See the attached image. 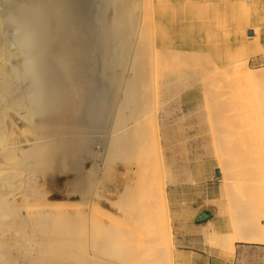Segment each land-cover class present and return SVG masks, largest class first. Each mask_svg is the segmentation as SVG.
<instances>
[{"label": "bare ground", "instance_id": "1", "mask_svg": "<svg viewBox=\"0 0 264 264\" xmlns=\"http://www.w3.org/2000/svg\"><path fill=\"white\" fill-rule=\"evenodd\" d=\"M194 1L0 0V264H175L171 223L165 221L159 225L149 219L147 209L141 212L134 208L135 202L146 207L158 203L165 214L170 212L167 192L157 196L148 192L147 182H144L151 173L148 168L144 167L147 170L143 175L140 172L142 181L118 204L129 220L125 226L116 225L113 221L106 223L98 214L101 207L97 204H93L91 209L85 206L84 210L81 207L74 210L70 203L50 202L46 184L48 171L72 165L76 157L74 153L97 154L92 150L94 133L103 135L101 140L107 157H114L117 153L121 156L124 153L123 157H127L133 151L136 154L141 146L144 148L140 154L150 155L148 145L140 146L138 139L148 142L150 136L154 137L160 130L156 111L158 97L165 91L175 98H182V101L190 98L183 94L193 84L185 79V74L188 67L193 69L195 65H192L196 63L192 58L195 53L191 57L190 51L173 52L168 59L173 63V68L170 66L172 73L162 85H158L156 73L163 66L160 63L163 57L160 49L158 52L154 48V31H149L152 33L150 36L145 27L169 22L193 26L222 22L224 13L218 7L194 5ZM198 1L203 3L206 0ZM155 3L182 6L156 11L153 9ZM181 31L184 35L196 33L193 28ZM253 31L255 34L249 37L245 51H263L261 30L255 28ZM217 38L218 34H215L214 40ZM149 41H153V47L147 48L146 42ZM181 42V39H174L176 44ZM193 46L194 42H190L186 48ZM247 62L236 63L234 72L238 75H233L229 67L218 75L206 72V75H201L203 78L200 76L203 86H214L224 77L236 89L249 86L257 95L259 93L260 100L256 104L253 96L254 104L251 101L253 105L250 106L263 108L264 112V71L251 68ZM205 69L208 71V67ZM239 71L243 74L239 75ZM176 79L179 85L172 87ZM220 84L215 85V91H202L207 107L212 100L223 101L233 97L230 91L232 96L225 98L229 90H225L223 95L224 90L222 92L219 87H229L225 83V87ZM231 89L234 90L233 87ZM224 110H221L223 114ZM259 117L262 120L260 115H256L257 119ZM238 121L230 122L222 132H218L222 133L221 140L218 139L219 134L212 140L215 152H218L220 181L226 194L244 195L245 186H248L256 191L263 207L259 206L258 212H253L246 223L241 219L232 223L231 231H205L208 243L216 245L227 256L235 254L237 242L264 244V120L262 123L257 121L260 124L253 126L255 128L250 124V128L246 124L243 126ZM227 130L237 131L240 136L238 149L243 155V161H239L240 174L235 169L237 165L226 163L227 155L222 154L236 146L234 141L224 137ZM217 131L213 133L217 135ZM160 150V146L156 147V151ZM235 209L237 206L229 208L231 220L236 214ZM233 219L239 218L236 219L235 215Z\"/></svg>", "mask_w": 264, "mask_h": 264}, {"label": "rangeland", "instance_id": "2", "mask_svg": "<svg viewBox=\"0 0 264 264\" xmlns=\"http://www.w3.org/2000/svg\"><path fill=\"white\" fill-rule=\"evenodd\" d=\"M197 4H201L204 7H218V9L224 13L222 22L219 21L218 23H213V25H211V23H207L205 25L202 24L203 26L200 24H194L193 26V24L190 23L181 25L177 22H169L168 24H164L161 26L155 23L157 27L154 24L153 26L152 24L147 25V27H155L156 31L154 30V28L151 29L152 27H150L151 30L145 27V31L148 32L147 34H150V36L152 33H150L149 31H154V37L152 35V37L155 38V42L152 41L154 43L153 45H155L154 48L157 49L158 52L161 51V58L163 57L165 59L166 57H168L167 59H165L166 63H170V60L168 59L171 56L170 54H172L173 52V54H176L177 52L179 53L190 51L192 52L190 56L192 57V55H194L195 53L194 57L192 58H195V60H197V62H195V60L194 62L192 61L193 63L198 64L199 60L200 66H203V64L208 65V71H206L205 69L207 67H200L199 65L197 66L192 62V67L195 65L197 67V70L195 69V66L193 69L190 66L188 67V73L185 74V79H187L190 84H193L189 87V89L185 90L183 94L184 96L191 97V101L189 103H186V100L182 101V98H175L171 95L170 92L165 93V91L162 92L158 97V100L159 98L160 100L159 104H156V111L158 122L160 121V130L157 131V135L155 134L154 137L150 136L148 142L147 140L141 141L138 139L139 142L141 141L140 143L138 142L140 146L141 144H143L145 147L148 145V147L150 148V150L148 149V151H150V155L148 156L143 153L140 154L139 151H143V146H141L140 150L136 148L138 150L136 154H140V157L138 155L136 157L135 151H133L134 153H132L131 155L128 154L130 158L129 156L123 157L124 153H121L122 156L120 155V153H117V155H115L114 157H107V155L105 154L104 143L101 140L103 135L94 133L93 137L95 142L92 145V150L97 153L96 155L86 152L83 153V155L82 153H74L76 157L74 156L72 165L61 167V169L59 168L58 170L50 169L48 171L49 177L47 176L48 178L46 184L47 198L50 202L70 203L72 204V206H74V210L80 207L84 210L85 206L86 209L87 207L91 209L93 207V204H97L99 207H101V210L98 212V214L106 223H109V221H113L116 225L125 226L126 222H128L129 220L127 217H125V214L122 212V210L119 209L120 206L118 204H120L122 200L127 196V194L131 193L133 189H135L134 187L137 186L140 181H142L141 176L147 170L146 168H148L149 172H151L152 174L150 173L149 175H147L146 181H144L147 182V190H150L148 192L154 194L155 196L161 194L162 192H167L170 212L168 215L165 214V212L162 211V207L158 203H152L148 205V208L145 205L141 204V202H135L134 208L138 211L140 210L141 212H144L147 209L150 213L149 219H151L155 223H159V225L165 221H169L171 223L174 228L173 246H175V264H186L193 261V259L189 257L191 253L183 254L180 251L184 248L203 254L206 257L219 255L232 259L236 258L237 255L239 256L241 264H264V246H252L250 245L252 243L241 242L238 244L239 247L235 248V254L233 255L234 257L232 255L230 256V254H228L227 256L224 255L216 245L212 246L206 240L205 231L214 229L211 224L205 222L198 228L195 226V217L203 210H211L214 213L213 219H220L225 229L231 231L232 223L239 222L240 219L242 220V222L246 223L250 220L253 212H258L257 208L259 206L263 207V204L257 198L256 191L250 190L248 186H245V189H247L246 191H244L246 195H233L232 192L226 194L223 191L222 182L220 181L221 174H217V172L219 171V158H217L218 156L216 153L218 152H215L216 147L213 144V141L215 140L213 138L215 136L218 137V132H222L223 128H226L232 121L235 122L239 120L242 125L246 124L249 128L250 126L251 128L253 126L256 127V124H258V122H263V108H254L255 105L250 106V104H252L251 101L253 102V104L254 101L256 102V104L257 101L260 102L259 93L257 95V92H255V90H253L254 92L250 90L249 86L243 87V89L245 90L244 92L243 89H236L233 85L232 87L234 88V90H236L237 92L239 91V93L235 94V91L231 89V85L228 84V80H226V78L224 77V79H220L222 82H217L218 85L219 83H221L220 86L223 85L225 87V83L227 87H229H219L220 90H224V94H222L225 95V90H229V95H225V98L228 96H232L233 94V97L234 95H237V100H239L237 101L235 99L236 97L234 99H232L233 97H229L228 99L226 98L227 100L223 97L225 99L223 101L225 102H223L222 99H220L221 101L212 100L208 103L207 107L202 91L205 90L207 91V93L209 90L215 91V85L217 83L214 86L209 85L208 87H205L203 86V81L201 79L203 78L202 76L206 75L207 73L218 75L225 69L227 70L228 67L229 69H232L231 72L233 73V75H238V72H234L236 68L235 66L237 65L236 63L246 60H248L247 63L251 68H254L256 70L259 69L261 70V72L264 71V50L251 52L247 49L245 51V45L249 40V37H253V35L255 34L252 33L251 36L250 32L255 28L264 30V22H262L264 21V0H206L203 3L195 0L194 5ZM212 4H217V6ZM181 6L182 5L179 4L158 5V3H155L153 5V9L158 11L161 8L176 9L180 8ZM191 27L196 32L194 35H184L182 33L181 30L192 29ZM157 28L159 32L157 31ZM163 32L166 33L164 34ZM215 34H218V38L214 40ZM164 35L165 37H162ZM223 37H225V39ZM176 38L181 39L182 42L180 44L174 43V39ZM152 42L149 41L150 44L146 42L148 45H146L147 48H150L151 46L153 47V45H151ZM190 42H194V46L193 48L188 49L186 48V45H188V43ZM214 45H216V48L214 47ZM158 49H160V51ZM173 50H176V52ZM166 53L168 54L166 55ZM237 54L241 55L238 56ZM227 55H229V57ZM231 56L234 58V60L231 58ZM227 57L230 60L232 59V62L229 61ZM239 57L241 58L238 60ZM163 58L162 60L160 59V61H162L160 63L163 66L161 69H159L160 71H162V73L159 72V70V73H156L157 76H159H156L157 78H159L157 79L159 80L158 85H162L164 83V80L166 81L167 76L169 77L171 75L170 73H172L173 68V63H170V65H168L164 63L165 60ZM218 66L220 70L217 69ZM198 67L200 68L198 69ZM203 68L204 70H202ZM166 70H169L170 72H167ZM165 73H167L168 75H164ZM242 74L239 71V75ZM192 75L195 76L196 79ZM157 80L155 79V81ZM175 82H177V84ZM175 82L172 87L179 85V81H177V79ZM218 90L219 89H217V91ZM230 91L232 92V94H230ZM249 91H252L250 92L251 94L248 93ZM253 93L256 94L257 98ZM246 97L248 98L246 99ZM252 97L254 98V101L252 100ZM212 107L217 108L214 109ZM238 107L240 108V110ZM223 108H226V111ZM243 109L245 110V112ZM255 109L258 110V113H260L258 114ZM218 110L220 111V113ZM221 110H224V114ZM253 113L256 114L254 115ZM215 114H217V117L215 116ZM256 115H260L262 120H259L260 117L257 119ZM225 116L228 117L226 118ZM232 116L235 118L233 119ZM221 125L226 126L222 127ZM212 130H218L217 135L214 134L215 131ZM230 131L231 130H229V132ZM229 132L227 130L224 134V137L226 138L227 136L228 140L234 141L236 146L233 148V150L228 151L226 150V147H224L223 151L226 150V152H222V154H224L225 156L227 155V159L225 158V156H223V159L225 158L224 160L226 163H232L233 165L236 164L237 166H235V169L237 172H239L241 171V162L239 161L240 159H242L241 161H243V155L241 156V154L239 153L240 150L238 149L240 136L237 131L234 132L232 130V133L230 132V134ZM220 134L218 139L221 140ZM135 142L137 143V139ZM138 144H136V146ZM158 146L161 147L160 151H156V147ZM235 153L239 155L238 158H236L237 154ZM133 154H135V156ZM80 156L81 158L78 159ZM111 158H113V160ZM233 158L235 159V161H233ZM78 162L80 165L78 164ZM143 164L149 166H143ZM140 172H142V175ZM155 172L158 175L155 174ZM161 174H163L164 176ZM165 174H167V176ZM234 205L237 206V209H235L236 219L239 218L237 220L233 219L235 215L232 216V220L231 216H229V208L236 207ZM249 209L251 210L250 212ZM240 210H243V212H240ZM216 212L218 214H215ZM130 229L132 228L130 227Z\"/></svg>", "mask_w": 264, "mask_h": 264}, {"label": "crops", "instance_id": "3", "mask_svg": "<svg viewBox=\"0 0 264 264\" xmlns=\"http://www.w3.org/2000/svg\"><path fill=\"white\" fill-rule=\"evenodd\" d=\"M249 31H251V30H249ZM252 33H254L253 30H252ZM260 40H261L262 45L264 47V30L263 29H261V37H260ZM190 101H191V97L188 98L185 102L186 103H189ZM205 222L211 224L214 227V229H216V230H218V231H220L222 233L228 232V230L225 229V227L222 225L223 223L221 222L220 219H213V217H212L210 220H207ZM205 222H203V223H205ZM203 223H200V224L195 223V226L198 228ZM239 243H241V242H237L235 247H239L238 246ZM250 245H252V246H258V247L264 246V244H250ZM180 251L183 254L191 253L189 255V257L191 259H193V261L188 262L186 264H241L240 263L239 256H237V255H236V258H232V259L230 258L229 259V258H226L224 256H219V255H217V256H209V257L207 256L206 257L203 254H200V253L195 252L193 250H189L187 248L181 249Z\"/></svg>", "mask_w": 264, "mask_h": 264}, {"label": "water", "instance_id": "4", "mask_svg": "<svg viewBox=\"0 0 264 264\" xmlns=\"http://www.w3.org/2000/svg\"><path fill=\"white\" fill-rule=\"evenodd\" d=\"M250 35H252V31L250 32ZM217 174H220V172L218 171ZM213 216H214L213 211L203 210L195 217V223L197 224L203 223L207 220H210Z\"/></svg>", "mask_w": 264, "mask_h": 264}]
</instances>
